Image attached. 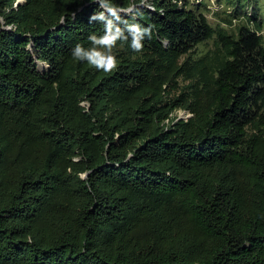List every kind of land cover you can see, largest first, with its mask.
Here are the masks:
<instances>
[{"label": "trees", "instance_id": "16d2710c", "mask_svg": "<svg viewBox=\"0 0 264 264\" xmlns=\"http://www.w3.org/2000/svg\"><path fill=\"white\" fill-rule=\"evenodd\" d=\"M229 1L152 0L104 72L93 0H0V264H264V19Z\"/></svg>", "mask_w": 264, "mask_h": 264}, {"label": "clouds", "instance_id": "9594fccd", "mask_svg": "<svg viewBox=\"0 0 264 264\" xmlns=\"http://www.w3.org/2000/svg\"><path fill=\"white\" fill-rule=\"evenodd\" d=\"M93 2L98 4L99 10L93 12L89 19L98 21L102 31L91 32L87 36L89 44L76 41L71 47V55L97 70L110 72L118 64V57L113 51L118 42H129L134 51L144 48V41L152 36L154 25H143L136 18L145 15L144 8H155L156 5L152 0H129L126 5H120L115 0Z\"/></svg>", "mask_w": 264, "mask_h": 264}, {"label": "rangeland", "instance_id": "374dc122", "mask_svg": "<svg viewBox=\"0 0 264 264\" xmlns=\"http://www.w3.org/2000/svg\"><path fill=\"white\" fill-rule=\"evenodd\" d=\"M194 3H198L199 0H191ZM201 3L204 4V9L209 17L210 22L215 27H225L230 32H236L238 30L239 24L243 22V20H240L239 18L235 17V14H233V4L229 0H200ZM259 5L260 7V13L264 19V0H260ZM232 10V11H231ZM230 19H233V22H230ZM264 32V30H263ZM214 47V40L206 41L195 49L193 52V56H198L200 54H204L209 49ZM43 63V66L46 67L47 63ZM190 113L184 109H178L173 112V117L177 116L180 117H188Z\"/></svg>", "mask_w": 264, "mask_h": 264}, {"label": "water", "instance_id": "95a60500", "mask_svg": "<svg viewBox=\"0 0 264 264\" xmlns=\"http://www.w3.org/2000/svg\"><path fill=\"white\" fill-rule=\"evenodd\" d=\"M41 64V63H40ZM43 66V63L41 64Z\"/></svg>", "mask_w": 264, "mask_h": 264}]
</instances>
